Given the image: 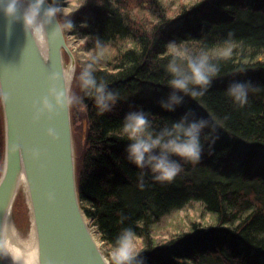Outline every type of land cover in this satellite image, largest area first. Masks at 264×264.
I'll return each instance as SVG.
<instances>
[{
  "label": "trees",
  "instance_id": "trees-1",
  "mask_svg": "<svg viewBox=\"0 0 264 264\" xmlns=\"http://www.w3.org/2000/svg\"><path fill=\"white\" fill-rule=\"evenodd\" d=\"M57 17L75 25L64 36L104 54L76 59V75L93 62L97 80L118 95L103 114L82 88L81 102L70 105L79 205L105 252L128 228L142 264H264V0H81ZM171 44L206 52L219 69L203 96L185 95L174 111L161 105L172 91ZM233 82L248 85L243 105L226 91ZM130 111H143L156 130L186 113L208 120L200 161L181 160L171 182L154 180L118 135ZM3 154L0 104V173ZM182 211L194 218L162 234Z\"/></svg>",
  "mask_w": 264,
  "mask_h": 264
},
{
  "label": "water",
  "instance_id": "water-1",
  "mask_svg": "<svg viewBox=\"0 0 264 264\" xmlns=\"http://www.w3.org/2000/svg\"><path fill=\"white\" fill-rule=\"evenodd\" d=\"M47 7L46 2L41 19ZM22 15V6L20 18L11 21L0 11V89L9 95L1 103L0 264H7L5 228L22 180L28 188L38 264H109L79 205L70 105L52 120L33 121V103L47 95L53 72L59 76L58 87L70 95L73 77L66 80L64 74L67 68H76L75 57L57 17L45 25L47 45L41 48L25 31ZM48 127L56 129L55 139L46 134ZM15 145L20 149L15 150ZM34 149L41 152L39 159L31 157ZM50 193L55 197L52 201Z\"/></svg>",
  "mask_w": 264,
  "mask_h": 264
},
{
  "label": "clouds",
  "instance_id": "clouds-1",
  "mask_svg": "<svg viewBox=\"0 0 264 264\" xmlns=\"http://www.w3.org/2000/svg\"><path fill=\"white\" fill-rule=\"evenodd\" d=\"M48 7L41 9L45 3ZM24 7L22 19L26 32H30L34 40L41 48L47 45V32L45 25L52 22L57 14L61 12L62 5L59 0H0V11L11 21L19 19L17 13L21 6ZM67 15V13H65ZM71 19H65L59 27L69 32L74 28ZM83 43V40L81 41ZM171 58L166 65V71L170 74L168 81L172 91L166 100L161 102L163 108L174 111L182 104L185 95L191 97L203 96L212 79L219 69L216 64L210 62L208 54L204 51L192 52L185 47L175 44L169 46ZM95 61V57H93ZM75 72L74 67L64 74L66 80H71ZM59 76L53 72L49 77L50 87L47 95L33 103V121H39L41 117L48 120L54 119L69 105L81 102L76 95H69L67 89L58 87ZM80 86L86 95L94 98L99 113L111 111L118 102V95L108 88L103 81H98L94 75V63H86L79 73ZM228 95L240 105L247 102L248 85L244 82H233L226 90ZM9 99L8 93L0 89V103H6ZM186 113L180 120L170 126L156 130L152 122L143 111H130L124 117L118 135L125 137L128 159L140 169H149L153 179L158 182H171L182 169L181 160L184 162L198 163L203 152L201 134L209 127L206 119H189ZM46 134L55 139L57 132L54 127H48ZM211 135V133H209ZM215 142V139L212 141ZM20 145L14 149L19 150ZM41 152L32 150L31 157L39 159ZM49 200H54V194H49ZM13 231L15 228L13 226ZM134 232L131 229H123L117 237L111 252V264H142L139 254L135 248ZM12 264H25L19 257L8 250Z\"/></svg>",
  "mask_w": 264,
  "mask_h": 264
},
{
  "label": "rangeland",
  "instance_id": "rangeland-1",
  "mask_svg": "<svg viewBox=\"0 0 264 264\" xmlns=\"http://www.w3.org/2000/svg\"><path fill=\"white\" fill-rule=\"evenodd\" d=\"M81 0H65L63 2V6L61 7V12L59 13L60 15H65V13H69L73 8H75L78 3ZM176 1V0H173ZM186 3L188 2H194L195 0H185ZM175 4H177L175 2ZM175 6V5H174ZM66 40L68 42L69 49L73 53L75 60L78 59L79 61H85L89 58L95 57L96 59L104 58V54H101L99 52H96L95 46L88 40L84 39L83 43H81L82 40H77L70 35H65ZM64 63L66 67H68L69 60H64ZM76 70H77V60H76V68L73 76V81H72V87H71V92L70 95H76L80 97V91H81V86H80V80H79V74L76 75ZM76 75V76H75ZM136 95L135 97H137ZM1 104V103H0ZM78 104V103H77ZM77 104H73V106H76ZM2 110V109H1ZM3 117V115H2ZM74 141V140H73ZM76 143L74 142V152L77 150L79 146V140L76 138ZM3 165V161H2ZM2 170V168H1ZM1 174V173H0ZM191 218H194V213L191 211L188 212H180L176 216V219L174 220L175 223L179 222L178 224H170V222L166 223L164 228L162 229V234L168 232V230L172 229V225L177 226L181 225L183 226L184 223H187V220ZM11 219L13 221V224L15 225V228L17 229L19 235L21 237H26L29 230H30V212H29V206H28V201L26 200L25 193L22 190H18L15 202L13 204L12 208V213H11ZM89 227L90 230L94 233L96 232L93 227H91L90 221H89ZM97 243L99 244V248L105 258L108 260L109 257H111V253H106L103 244L100 242L99 237L97 235ZM135 243V248L138 251L140 246H139V241L134 240ZM109 262V260H108Z\"/></svg>",
  "mask_w": 264,
  "mask_h": 264
},
{
  "label": "bare ground",
  "instance_id": "bare-ground-1",
  "mask_svg": "<svg viewBox=\"0 0 264 264\" xmlns=\"http://www.w3.org/2000/svg\"><path fill=\"white\" fill-rule=\"evenodd\" d=\"M26 3L22 6L23 10L26 7ZM58 18V17H57ZM59 21V20H58ZM66 38V37H65ZM69 69H66V72ZM19 190H22L25 193L26 200L28 201L29 212H30V230L26 237H21L13 224L11 217L7 221L5 228V248L7 253V264H12L11 256L8 255V250L10 249L13 254L19 257L25 264H38L37 262V242L35 236V230L33 225V218L31 213V208L28 198V188L22 180ZM13 226L15 231H13Z\"/></svg>",
  "mask_w": 264,
  "mask_h": 264
}]
</instances>
